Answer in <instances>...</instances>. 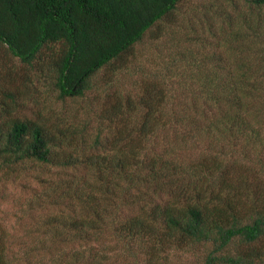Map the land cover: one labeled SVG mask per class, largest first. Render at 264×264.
Here are the masks:
<instances>
[{
    "label": "trees",
    "instance_id": "obj_1",
    "mask_svg": "<svg viewBox=\"0 0 264 264\" xmlns=\"http://www.w3.org/2000/svg\"><path fill=\"white\" fill-rule=\"evenodd\" d=\"M181 1L0 0V45L29 66L48 59L59 99L105 93L88 150L78 130L0 114V165L69 172L52 182L54 264L101 235L204 245L200 264H264V0H242L248 18L239 0L220 2L156 84L135 97L114 91L136 45L162 38Z\"/></svg>",
    "mask_w": 264,
    "mask_h": 264
},
{
    "label": "rangeland",
    "instance_id": "obj_2",
    "mask_svg": "<svg viewBox=\"0 0 264 264\" xmlns=\"http://www.w3.org/2000/svg\"><path fill=\"white\" fill-rule=\"evenodd\" d=\"M222 1L182 0L175 12V23L161 24L162 38L153 40L146 36L136 45L130 71L120 75L119 86L114 91L121 96L129 94L135 97L141 94L145 84H156V76L161 77V72L174 54L194 50L192 45L185 43L186 35L191 32L192 26L197 29L204 15L211 9L216 10ZM239 1V7L245 10L248 18L244 2ZM222 8L228 12L233 10L229 3ZM48 62L45 59L33 66L23 64L0 45L2 119L8 123L15 119L35 120L51 131L52 126L54 131L63 130L66 133L78 130L80 133L74 136V141H80L83 133V149L88 150L96 133L98 113L106 105L105 93L95 90L82 98L59 99L52 87ZM102 81L98 78L96 82L100 84ZM6 93L12 98H7ZM81 144L78 146L81 147ZM253 159L251 157L252 162ZM82 172L70 171V174ZM68 176L69 172L54 174L52 166L35 162L0 165V248L4 251L7 264H54L57 246L52 242V182L65 180ZM137 238L134 236V239ZM174 238L167 245H154L156 242L152 240L149 243L132 240L124 244L121 238L116 241L115 235H101L99 241L91 245V251L84 244H70L63 248L69 254L64 264H90V253L108 255L109 260L105 264H200L206 247ZM60 247L65 246L60 244ZM72 253L78 258L75 261L71 260Z\"/></svg>",
    "mask_w": 264,
    "mask_h": 264
}]
</instances>
